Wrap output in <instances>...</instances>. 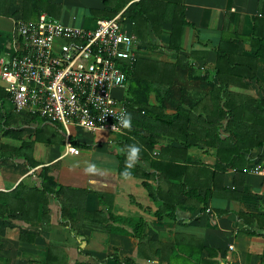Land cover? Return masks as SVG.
I'll return each instance as SVG.
<instances>
[{"label": "crops", "instance_id": "1", "mask_svg": "<svg viewBox=\"0 0 264 264\" xmlns=\"http://www.w3.org/2000/svg\"><path fill=\"white\" fill-rule=\"evenodd\" d=\"M44 5L79 27L120 16L136 61L114 93L126 103L152 89L143 111L126 104L122 131L68 127L78 155L66 152L62 124L16 111L0 92V264H264V177L249 172L264 167V118L252 105L264 98V0ZM28 11L24 0H0V34L12 33L13 46L16 25L40 15ZM220 51L236 60L222 74ZM43 169L56 183L46 200Z\"/></svg>", "mask_w": 264, "mask_h": 264}, {"label": "built area", "instance_id": "2", "mask_svg": "<svg viewBox=\"0 0 264 264\" xmlns=\"http://www.w3.org/2000/svg\"><path fill=\"white\" fill-rule=\"evenodd\" d=\"M10 58L0 60V82L16 111L62 124L65 149L78 155L68 127L122 131L128 117L126 67L136 61L134 36L122 31L120 16L99 20L94 28L74 26L41 13L19 22ZM249 172L264 177L255 164Z\"/></svg>", "mask_w": 264, "mask_h": 264}, {"label": "trees", "instance_id": "3", "mask_svg": "<svg viewBox=\"0 0 264 264\" xmlns=\"http://www.w3.org/2000/svg\"><path fill=\"white\" fill-rule=\"evenodd\" d=\"M24 1H25L26 8L29 10L28 12L32 13V14H36L37 16L39 14H41V12L44 9L43 7H45L44 4L46 3V0H24ZM263 48H264V46H263ZM262 49H259V50L262 51ZM228 64H236V60L233 58V56L230 54V52L227 53V52L220 51L218 53V60H217V65H216L217 66V70H218L217 73L218 74H222L223 70H221V67L224 66V65H228ZM134 65L132 67H126L125 68V71L127 72L128 76L130 75L131 71L134 69ZM251 79H257L256 75L253 74ZM151 89L152 88H150V87H147V88L145 87V88H141V89H138V90H134V91H132V93L130 91L129 97L126 100V104L128 106H130V107H132V106L133 107H137V109L140 112L143 111L146 108V106H147L148 94L150 93ZM2 91L4 92V90L2 88H0V92H2ZM221 94L222 95H228V93H227V91L225 89L221 90ZM252 105H253L256 113L257 114H262L263 118H264V98H262V99H253ZM226 108H228L227 104H225V109ZM221 114L222 115L223 114H227V115L230 116V112L227 111V110H225V112L221 111ZM259 119L260 118L258 117V120H257L258 122H259ZM257 140H259L258 141V145H264V136L263 137L258 136ZM226 145H227V141L223 142L221 144V146L223 148H225ZM215 147H216V145H215ZM231 147H233V144L229 143L228 148H231ZM231 152L234 153L235 151L232 150ZM217 155L220 157V160L222 162L225 161V156L223 158L224 154L221 153L220 150H217ZM155 164L160 168V164L159 163H155ZM230 165H232V164H230ZM159 171L163 172V169L160 168ZM41 172L42 173H40V177L43 179V184H42L41 189L37 190V191H40V194L46 200V194H48V193L49 194H51V193L55 194L54 188L56 187V183L54 181L53 176L49 175L46 169H43ZM23 188H24V186L22 184H20L18 186L17 191H21ZM34 190L36 191V189H34ZM20 194H18V196H22V198L26 197V195L24 196V195H20ZM40 194H38V195H40ZM43 206H45V205H43ZM43 209L45 211L46 207H43ZM62 215H63L64 218L70 219L67 208H64V207L62 208ZM24 218H25V220L27 219L26 215L24 216ZM138 223L140 224V223H143V222H142V220H140ZM139 224H138V227L135 228L134 236H136L140 240V243H141L146 236H145L144 230H141L142 227L141 226L139 227Z\"/></svg>", "mask_w": 264, "mask_h": 264}, {"label": "rangeland", "instance_id": "4", "mask_svg": "<svg viewBox=\"0 0 264 264\" xmlns=\"http://www.w3.org/2000/svg\"><path fill=\"white\" fill-rule=\"evenodd\" d=\"M64 12H67L64 10ZM69 12V11H68ZM70 13H72V10H70ZM87 28V27H84ZM87 29H91V28H87ZM13 48H15V46H13V34L12 33H4V34H0V58L1 57H7L5 56L6 53L8 52H13ZM0 86L3 87V83L0 82ZM6 107H12L10 102H6L5 103Z\"/></svg>", "mask_w": 264, "mask_h": 264}, {"label": "clouds", "instance_id": "5", "mask_svg": "<svg viewBox=\"0 0 264 264\" xmlns=\"http://www.w3.org/2000/svg\"><path fill=\"white\" fill-rule=\"evenodd\" d=\"M123 123L125 124V126L128 125V121L127 120H124ZM137 151H138V149L135 148V147H132L130 149V152H129V159L130 160H134L135 159V155H136Z\"/></svg>", "mask_w": 264, "mask_h": 264}, {"label": "water", "instance_id": "6", "mask_svg": "<svg viewBox=\"0 0 264 264\" xmlns=\"http://www.w3.org/2000/svg\"><path fill=\"white\" fill-rule=\"evenodd\" d=\"M84 239V237H82Z\"/></svg>", "mask_w": 264, "mask_h": 264}]
</instances>
